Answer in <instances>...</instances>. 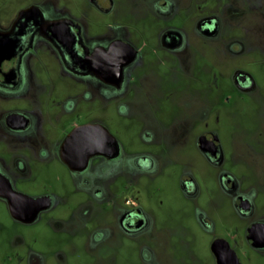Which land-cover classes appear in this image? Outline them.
<instances>
[{
    "label": "flooded vegetation",
    "instance_id": "flooded-vegetation-1",
    "mask_svg": "<svg viewBox=\"0 0 264 264\" xmlns=\"http://www.w3.org/2000/svg\"><path fill=\"white\" fill-rule=\"evenodd\" d=\"M86 2L97 14L92 23L88 12L58 7L57 0H0V201L7 207L0 264L46 263L47 254L33 247L38 225L75 236L68 243L89 252L101 246L117 252L140 236L143 264H196L191 251L177 261L161 256L155 262L150 244H159V233L171 225L155 222L140 189L141 179L159 171L161 157L146 148L127 151L91 117L90 103L95 112L101 98L135 101L129 95L147 94L150 74L170 80L201 71L208 73L207 88L219 91L216 101L259 100L262 88L242 62L246 44L224 28L244 12H259L264 22V0ZM50 53L61 64L57 71L47 62ZM226 60L232 65L225 67ZM196 61L205 65H186ZM59 71L72 81H50ZM160 91L170 99L169 89ZM255 121L250 132L264 141L259 109ZM174 122L176 136L188 131ZM143 132L152 140V131ZM262 143L247 151L226 149L219 132L206 126L195 139L200 163L194 170L177 168L186 197L197 198L205 187L206 207L198 206L194 217L208 236L210 264H264ZM51 183L70 187L61 195V210H53ZM55 260L68 264L63 254Z\"/></svg>",
    "mask_w": 264,
    "mask_h": 264
},
{
    "label": "rangeland",
    "instance_id": "rangeland-1",
    "mask_svg": "<svg viewBox=\"0 0 264 264\" xmlns=\"http://www.w3.org/2000/svg\"><path fill=\"white\" fill-rule=\"evenodd\" d=\"M57 5L58 7L64 5L76 13H79L80 9L88 12V18L92 19L91 23L97 17V14L88 8L86 0H57ZM255 15L252 12L240 13V20L231 24L227 23L224 32L244 40L247 48L244 56L250 60L245 58L242 62L254 74L262 88L259 100L255 98V100L243 102L216 101L219 91L207 88L205 80L208 79L206 78L208 73L201 71L193 73L191 77L186 75L188 78L183 74H177L170 80L158 79L157 76L150 74V81L146 86L148 93H144V96L138 93L129 95V98L132 96L138 98L137 101H106L101 98L95 106V112L90 103L91 117H95L116 135L127 151L146 148L161 157L159 171L141 179L142 189H140L144 204L154 215L155 222L161 224L164 221L171 225L159 233V244H150L154 250L155 262L161 256L171 262L177 261L188 257L191 251L195 254L196 264H210V258L205 252L208 236L198 226L194 217L198 206L206 207L205 187L201 182V193L194 199L186 197L178 184V167L194 170L200 163L196 161L197 159L200 161L195 144L197 133L206 126L214 128L219 132L226 149L234 147L247 151L249 147L263 145L264 141L254 137L250 132L258 126L255 121V110L259 109L264 113V22L260 19L261 13L257 12ZM140 28L141 26H138V29ZM186 28L189 30L188 26ZM47 62L54 71L61 67L54 53L48 55ZM186 65L199 67L204 66L205 63L196 61ZM230 65H232L230 60L224 62L225 67ZM50 81L57 83L72 80L59 71ZM170 86H172L171 89H174L173 87L176 89L171 90ZM226 86L228 90L232 89L229 83ZM160 89H169L170 99H165L166 96ZM183 96H193L196 100L193 103H178L175 100ZM203 98H208L210 101L204 103L201 100ZM84 103L86 108L87 101ZM175 120L186 124L182 127L188 131L176 136L173 132ZM146 128L152 131V140L145 139L143 131ZM169 146H171L170 149H168ZM67 188L70 187L59 183L48 185V189L56 195L54 204L56 207L53 210H61V195L64 194L65 189L68 190ZM224 205L229 206L228 202ZM6 208L0 201V221L2 222L6 216ZM37 233L33 240V247L47 254L45 264H57L55 254L67 256L68 264H143L142 242L144 239L140 236L132 238L126 245L123 244L117 252L107 246L99 247L96 252H89L86 248H75V245L68 243V241H76L75 236L66 237L62 233L42 230L39 225ZM6 239L7 233L0 232V241L4 242Z\"/></svg>",
    "mask_w": 264,
    "mask_h": 264
}]
</instances>
